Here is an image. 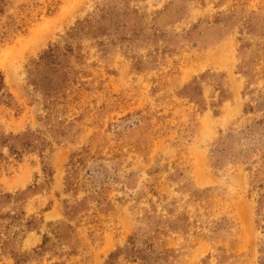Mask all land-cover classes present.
Returning a JSON list of instances; mask_svg holds the SVG:
<instances>
[{"label": "rangeland", "instance_id": "obj_1", "mask_svg": "<svg viewBox=\"0 0 264 264\" xmlns=\"http://www.w3.org/2000/svg\"><path fill=\"white\" fill-rule=\"evenodd\" d=\"M262 193L264 0H0V264H264Z\"/></svg>", "mask_w": 264, "mask_h": 264}, {"label": "trees", "instance_id": "obj_2", "mask_svg": "<svg viewBox=\"0 0 264 264\" xmlns=\"http://www.w3.org/2000/svg\"><path fill=\"white\" fill-rule=\"evenodd\" d=\"M50 51V50H49ZM51 52L46 53L43 60L47 61L51 57ZM264 193H262L258 199L256 204V210H255V224L257 228L264 229Z\"/></svg>", "mask_w": 264, "mask_h": 264}]
</instances>
